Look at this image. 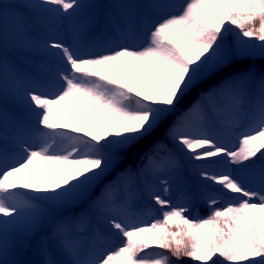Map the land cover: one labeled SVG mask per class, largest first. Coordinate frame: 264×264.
Listing matches in <instances>:
<instances>
[{
  "label": "snow or ice",
  "instance_id": "snow-or-ice-1",
  "mask_svg": "<svg viewBox=\"0 0 264 264\" xmlns=\"http://www.w3.org/2000/svg\"><path fill=\"white\" fill-rule=\"evenodd\" d=\"M17 7L23 11L13 19L14 32L32 46L34 29L45 26L40 13L59 19L96 5L30 0ZM104 7L72 26V43L44 42L63 68L52 78L53 91L39 83L24 89L26 113L36 117L32 126L24 114L10 119L4 107L9 75L17 81L0 54V264H25L10 258L19 238L10 239L9 230L39 214L34 201L83 197L149 141L143 169L125 170L97 201L108 235L96 232L94 240L121 243L85 252L73 225L61 223L56 239L68 259L53 250L44 264H173V258L264 264V0H108ZM107 24L119 39L91 38ZM6 31L0 11V51ZM205 87L209 91L177 119L186 98ZM217 97L227 100L224 113ZM246 103L251 123L242 127ZM209 110L228 117L227 136L235 143L209 130ZM162 132L172 151L154 140ZM184 157L197 162L203 187L215 193H205L209 214L190 219L189 208L173 206L164 179L161 194L151 197L161 218L150 224L135 218L128 205L141 172L178 171ZM224 197L229 202L216 207Z\"/></svg>",
  "mask_w": 264,
  "mask_h": 264
},
{
  "label": "rangeland",
  "instance_id": "rangeland-1",
  "mask_svg": "<svg viewBox=\"0 0 264 264\" xmlns=\"http://www.w3.org/2000/svg\"><path fill=\"white\" fill-rule=\"evenodd\" d=\"M28 2H30V0H0V6H2L0 7V11L3 12L4 17L7 21L6 38L3 42V48L2 51H0V54H2L4 59L8 62L10 73H14L16 79L20 77L30 80L29 83L23 85V88L21 90L23 91V94L24 89L28 88L33 83H39L42 86V90L51 92L53 91V88L50 86V84L54 83L52 78L56 72L62 70L63 68V66L59 63L58 58L50 55V57L48 58V63H50L51 65L48 67V69L45 70L41 65L38 64L31 52H28L27 54L23 52L24 48L22 47L28 46H20V44H22L21 40L11 41V39L15 37L19 38L13 29V19L23 10L17 6L21 3ZM81 2L96 5V7L85 9L77 16H65L59 19L54 12L40 13L41 18L45 21V26L43 28L34 29L33 35L31 37V42L32 46H36L35 49L37 51L39 49L42 50L40 52L42 56L50 54L51 51L45 50V48L43 47L45 41L62 40L65 43L70 44L73 41L72 26L78 24L85 14L100 15L107 11L104 5L107 4L108 0H81ZM175 2L181 3L183 2V0H175ZM101 33H104V35H101ZM109 37L112 40L119 39L118 36L113 32L111 25L107 24L101 25L99 29H93L91 38L102 40ZM229 39L232 40L234 39V37L230 36ZM40 42L42 43L40 44ZM26 50L30 51L28 49ZM10 83H14L11 74L9 75L5 84L3 99L4 107L8 111L10 119L14 115L20 116L24 114L27 117V124L29 126H32L35 122L36 117L31 113H26L25 94L23 95V97L22 95L19 96L18 92L20 91V88L16 86L10 87ZM208 91L209 89L205 90L202 95L207 93ZM200 99L201 97L193 101L192 104L188 106V109L193 104L197 103V101H199ZM214 103L216 108L219 109L221 113H224V110L227 107V100L224 97H217ZM188 109H184L183 112L187 111ZM250 113L251 109L246 103L241 111L242 127H247L251 123ZM227 118L228 117L224 114L217 115L216 112L209 110V130L221 135H225L227 139L235 143V137L227 136V128L225 125V120ZM239 130L241 129L238 128L237 131ZM8 132L11 136L13 132L11 124L9 125ZM127 159H129V157ZM185 166H187L186 170L189 172V177L193 178L192 182H194L195 184L199 183L200 179L197 175V162L188 160L186 157L182 158L181 167L178 171H160L156 173L141 172V175L135 181V198L130 201L128 205V209L135 213V218L143 220L145 224H150L152 222L145 214V212L141 211L139 206L137 207V202L140 200L144 203L153 202L154 200H152L151 198L152 194H161V181L164 179H167L169 181L170 191L166 198L169 199L170 202H172V199L176 196H180L181 199L187 197L192 198L193 194L189 191L190 185L186 184V179L183 177L182 173ZM194 167L196 168V170H194ZM98 186L99 185H97L92 191L85 194L83 197L78 198L72 202L34 201V203H36L41 210L39 214L34 218L24 221L18 229L9 230L10 239L19 238L17 240L16 253L10 258L23 261L25 262V264H44V261L48 258V255L46 253L54 250L56 251L57 256L60 260H67L68 257L59 250L57 239H47L43 234H46V232H50V234H56L55 229L59 224H67L65 219L61 217V212L67 208L79 206L82 200H84L88 196L93 195ZM198 186H200L201 190H208L203 187L201 181ZM101 188H103V186ZM79 224L80 225L77 224V226L74 228L73 235L82 249L85 252H90L93 249H88L90 245V235L87 231L92 228V225L87 221H83V223ZM21 230L26 232L20 235ZM28 235L32 237V241L39 244V253L36 255L35 259H32L29 256L31 252L30 249L24 250L22 252L21 248H19L18 246L19 240H23L24 243H27Z\"/></svg>",
  "mask_w": 264,
  "mask_h": 264
},
{
  "label": "trees",
  "instance_id": "trees-1",
  "mask_svg": "<svg viewBox=\"0 0 264 264\" xmlns=\"http://www.w3.org/2000/svg\"><path fill=\"white\" fill-rule=\"evenodd\" d=\"M211 83V82H210ZM208 88L205 87L200 90V94H192L188 98H186L184 104L181 106L180 111L176 113V118L179 119L180 115L182 114L184 109H188V106L192 104L193 101L200 98L202 93L207 90ZM154 140L159 142V145L165 150V151H172L173 145L171 142L170 137L166 138L165 134L162 132L161 135L154 137ZM153 142L149 141L146 144L142 146L140 150H138L136 153L129 156V159H127L121 166L115 170L110 172L109 175H107L104 178L103 184H99L96 191L93 193V195L88 196L84 200H82L81 204L76 207L67 208L63 210L62 216L65 218L66 222L69 224H72L75 228L77 224H79V221L83 219V221H89L92 225V228L88 230L87 232L91 235V246L92 248L95 246V248H107L109 251L113 250L114 247L118 246L121 241L117 237H111L112 243L106 244L101 241H95L94 235L96 232H102L105 235H108V229L106 221L103 218L102 215V209L97 207V201L99 197L101 196V187L108 183H115L117 179L119 178L120 174L124 173L125 170H136L140 172L144 165L147 164V160L145 158V153L150 152L152 148ZM164 152H160L159 156H164ZM187 166L184 167L183 170V177L186 179V184L190 185L189 191L193 194L192 198L187 197L181 199L180 196L174 197L171 202L173 206H184L189 208V211L186 213V215L190 219H197V218H203L206 217L209 214L210 209L205 203V193L215 194L213 193L212 189L208 190H201L199 183L195 184L192 182L193 178L189 177V172L186 170ZM194 170L196 168L194 167ZM229 202L228 197H224L222 199V202L217 204L216 207H223L224 203ZM138 206L141 211L145 212V214L154 221L157 218H161V212L159 210V206L155 204V202H149L144 203L143 201H138ZM26 232H21L22 234ZM50 238H55L56 235L49 236ZM173 264H195V262L190 261L188 258H182L180 261H176L175 258H173Z\"/></svg>",
  "mask_w": 264,
  "mask_h": 264
},
{
  "label": "bare ground",
  "instance_id": "bare-ground-1",
  "mask_svg": "<svg viewBox=\"0 0 264 264\" xmlns=\"http://www.w3.org/2000/svg\"><path fill=\"white\" fill-rule=\"evenodd\" d=\"M12 40H20V38H13V39H11V41ZM42 42H40V44H41ZM20 46H25L24 45V43L22 42V44H20ZM22 48H24V53L25 54H27L28 52H31L32 54H33V56L35 57V59H36V61L38 62V64L39 65H41L42 67H43V69H48V67L51 65L50 63H48V58L50 57V54H47L46 56H42L41 55V49H39L38 51L35 49L36 48V46H28V47H22ZM26 49H28V50H30V51H27ZM33 51V52H32ZM51 51H55V50H51ZM31 54V55H32ZM52 56V55H51ZM54 64V63H53ZM16 81L18 82H14V83H10L9 84V86L10 87H14V86H16V87H18V88H20V91L18 92V94H19V96L20 95H22V97H23V91H21L22 90V88H23V85H25V84H27V83H29V79H24V78H20V77H18V79H16ZM46 85H49V84H46ZM17 94V95H18Z\"/></svg>",
  "mask_w": 264,
  "mask_h": 264
}]
</instances>
